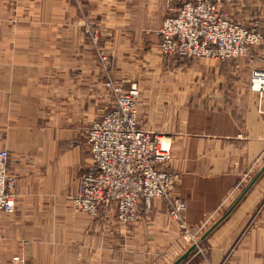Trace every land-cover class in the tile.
<instances>
[{
	"label": "crops",
	"instance_id": "obj_1",
	"mask_svg": "<svg viewBox=\"0 0 264 264\" xmlns=\"http://www.w3.org/2000/svg\"><path fill=\"white\" fill-rule=\"evenodd\" d=\"M188 1L0 0V150L17 181L15 213L0 214V264H173L264 166V96L251 82L264 42L227 61L165 57L157 31ZM223 9L264 34V0ZM86 14L104 31L99 43ZM101 51L114 65L106 76ZM107 82L139 85L141 125L171 144L184 219L162 199L130 227L111 209L75 211L93 164L89 129L116 105ZM182 264H264V174Z\"/></svg>",
	"mask_w": 264,
	"mask_h": 264
},
{
	"label": "built area",
	"instance_id": "obj_2",
	"mask_svg": "<svg viewBox=\"0 0 264 264\" xmlns=\"http://www.w3.org/2000/svg\"><path fill=\"white\" fill-rule=\"evenodd\" d=\"M239 1L186 2L161 27L162 53L174 59L223 61L248 56L253 47L264 42V34L257 24H240L223 9ZM101 61L107 66L112 62L109 56H103ZM251 82L254 90L264 96V69L255 70ZM106 85L113 88L118 100L89 129L93 164L79 179L78 194L73 198L75 211L98 218L104 210L111 209L120 223L133 225L142 216H150L155 200L162 199L168 202L173 218L184 219L188 206L176 196L180 178L169 168L171 144L139 127L136 86L126 93L112 82ZM9 159L10 153L0 150V214L16 211L17 181L10 175ZM201 234L193 236V244L198 243ZM12 264H25V260L16 256Z\"/></svg>",
	"mask_w": 264,
	"mask_h": 264
},
{
	"label": "rangeland",
	"instance_id": "obj_3",
	"mask_svg": "<svg viewBox=\"0 0 264 264\" xmlns=\"http://www.w3.org/2000/svg\"><path fill=\"white\" fill-rule=\"evenodd\" d=\"M84 11H87V9H84ZM168 18H170L169 16H167V17H165V19H164V21H163V23L161 24V26H160V28H159V30L157 31V36L159 37V39H160V30H161V27L163 26V24H164V22L168 19ZM100 20V19H99ZM97 20L96 19H94V18H92L90 15H85L84 16V19H83V25H84V29H85V32H86V34H88V35H90L91 36V38L93 39V41L94 42H96V43H99V41H101V39H102V37H103V35L101 36V34H103V32L104 31H102L101 32V28L98 26V23L96 22ZM101 21V20H100ZM99 21V24H100V26H104V23L103 22H100ZM95 31H96V33H95ZM96 39H98V42L96 41ZM161 39H160V46H159V49H160V52L162 53V51H161ZM162 55H164L165 57H169V58H171L170 56H167V55H165V54H163L162 53ZM100 56H101V58L103 57V56H108L107 55V53L106 52H104V51H101V53H100ZM173 59V58H172ZM176 60H180V59H176ZM112 61V60H111ZM102 62V61H101ZM101 66H102V68H103V72H104V74H105V76L107 75V73H108V71L109 72H111V71H113V63L112 62H110V66H107V64L106 63H104V62H102L101 63ZM134 86H136L137 87V91H138V94H137V96L135 97V103H136V109H137V119H138V125H139V127L141 128V129H144L143 128V126L141 125V121H140V110H139V101H140V96H141V89H140V87H139V85L138 84H132V86L129 88V89H124V88H122V87H120V89L123 91V92H126V93H128ZM117 100H118V96H116V102H117ZM99 120V119H98ZM144 130H146V129H144ZM148 131V130H147ZM149 132H151V131H149ZM152 133V132H151ZM153 134V133H152ZM155 135V134H154ZM173 153V152H172ZM173 158V157H172ZM142 218H143V216H142ZM141 218V219H142ZM140 219V220H141ZM116 220H117V222L119 223V224H121L122 226H125V227H130V226H133V225H123L122 223H120L119 222V220L117 219V217H116ZM139 222V221H138ZM136 224V223H135ZM205 232V230L204 231H202V233H204ZM202 235V234H201ZM200 238H201V236H200ZM199 238V239H200ZM18 256V255H17ZM16 257V256H15ZM15 257H13V259L15 258ZM20 257H22V256H20ZM23 258V257H22ZM13 259H12V262H13ZM24 260H25V258H23ZM12 264V263H11ZM25 264H26V260H25Z\"/></svg>",
	"mask_w": 264,
	"mask_h": 264
},
{
	"label": "water",
	"instance_id": "obj_4",
	"mask_svg": "<svg viewBox=\"0 0 264 264\" xmlns=\"http://www.w3.org/2000/svg\"><path fill=\"white\" fill-rule=\"evenodd\" d=\"M264 174V166L258 172V174L253 178L250 184L243 190L238 199L234 202L232 207L216 222L214 223L198 240L197 244H201L204 240H206L236 209V207L240 204V202L244 199V197L249 193L252 187L257 183V181ZM197 244H193L176 262L173 264H182L185 260H187L190 255L197 249Z\"/></svg>",
	"mask_w": 264,
	"mask_h": 264
},
{
	"label": "trees",
	"instance_id": "obj_5",
	"mask_svg": "<svg viewBox=\"0 0 264 264\" xmlns=\"http://www.w3.org/2000/svg\"><path fill=\"white\" fill-rule=\"evenodd\" d=\"M183 60H188V59H183Z\"/></svg>",
	"mask_w": 264,
	"mask_h": 264
}]
</instances>
